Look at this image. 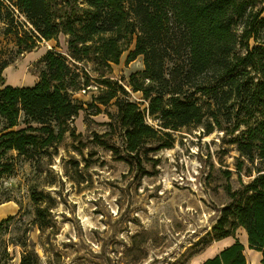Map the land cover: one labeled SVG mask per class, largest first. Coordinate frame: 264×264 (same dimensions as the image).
I'll use <instances>...</instances> for the list:
<instances>
[{
    "label": "trees",
    "instance_id": "trees-1",
    "mask_svg": "<svg viewBox=\"0 0 264 264\" xmlns=\"http://www.w3.org/2000/svg\"><path fill=\"white\" fill-rule=\"evenodd\" d=\"M0 23L5 35H14L18 53L42 40L67 38V55L49 50L41 57L36 83L0 87V180L13 171L10 151L37 163L57 152L65 134H73L70 122L86 110L71 91L95 81L101 91L87 108L100 112L97 103L113 100L117 107L111 130L95 133V142L131 165L143 169L145 145L161 134L170 136V130L202 125L206 134L218 128L230 136L239 152L241 187L225 184L228 203L197 244L204 249L242 227L264 264V0H0ZM132 43L127 62L143 56L144 70L140 77L133 74L129 85L142 93L145 108L109 77ZM10 63L2 60L0 72ZM117 129L122 148L103 139ZM246 162L253 167L243 182ZM231 175L229 170L227 179ZM42 197L52 199L33 189V224L45 230L51 207L40 203ZM14 218L1 221L0 229ZM21 264L38 260L27 252ZM201 264L249 262L236 240Z\"/></svg>",
    "mask_w": 264,
    "mask_h": 264
},
{
    "label": "rangeland",
    "instance_id": "rangeland-1",
    "mask_svg": "<svg viewBox=\"0 0 264 264\" xmlns=\"http://www.w3.org/2000/svg\"><path fill=\"white\" fill-rule=\"evenodd\" d=\"M3 26L0 23V64L11 63L0 72V87L33 85L47 51L67 55L63 35L18 53L14 35H5ZM133 48L134 43L120 63L112 64L109 77L126 86L130 98L145 108L142 93L129 85L131 76L140 77L144 70L143 56L127 62ZM99 86L93 81L71 91L86 110L70 122L73 134L71 130L65 134L56 153L37 163L8 152L13 171L0 180V222L15 218L0 229V264H21L27 252L38 264H201L236 240L244 244L249 264H262L261 252L249 247L242 227L235 236L215 240L204 249L197 244L211 230L218 209L228 203L225 184L241 187L235 165L239 152L230 136L218 128L206 134L202 125L170 130V136L161 134L145 145L141 169L95 142V133L111 130L108 124L117 113L114 100L108 105L97 103L100 112L87 108L100 93ZM148 120L157 125L151 117ZM3 125L0 117V131ZM103 139L123 147L119 129ZM249 167L253 166L246 162L243 182L251 178ZM229 170L232 175L227 179ZM33 189L52 197L40 202L51 207L47 215L51 223L45 230L33 224Z\"/></svg>",
    "mask_w": 264,
    "mask_h": 264
},
{
    "label": "crops",
    "instance_id": "crops-1",
    "mask_svg": "<svg viewBox=\"0 0 264 264\" xmlns=\"http://www.w3.org/2000/svg\"><path fill=\"white\" fill-rule=\"evenodd\" d=\"M234 243V242H233ZM232 243H230L229 245H231ZM228 246V245H227ZM223 249V248H222Z\"/></svg>",
    "mask_w": 264,
    "mask_h": 264
}]
</instances>
